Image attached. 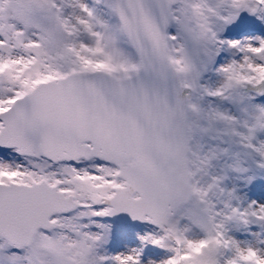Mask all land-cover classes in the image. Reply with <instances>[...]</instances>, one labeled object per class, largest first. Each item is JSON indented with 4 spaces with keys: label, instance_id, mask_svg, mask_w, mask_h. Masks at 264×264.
Listing matches in <instances>:
<instances>
[{
    "label": "snow or ice",
    "instance_id": "1",
    "mask_svg": "<svg viewBox=\"0 0 264 264\" xmlns=\"http://www.w3.org/2000/svg\"><path fill=\"white\" fill-rule=\"evenodd\" d=\"M0 264H264V0H0Z\"/></svg>",
    "mask_w": 264,
    "mask_h": 264
},
{
    "label": "rangeland",
    "instance_id": "2",
    "mask_svg": "<svg viewBox=\"0 0 264 264\" xmlns=\"http://www.w3.org/2000/svg\"><path fill=\"white\" fill-rule=\"evenodd\" d=\"M254 194H255V195H259L260 193H259V192H255ZM136 227H137V226H136Z\"/></svg>",
    "mask_w": 264,
    "mask_h": 264
}]
</instances>
